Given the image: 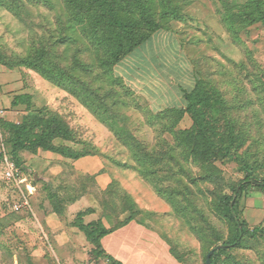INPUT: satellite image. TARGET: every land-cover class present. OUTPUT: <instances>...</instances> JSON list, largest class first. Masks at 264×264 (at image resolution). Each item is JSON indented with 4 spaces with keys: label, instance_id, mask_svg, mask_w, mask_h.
Here are the masks:
<instances>
[{
    "label": "rangeland",
    "instance_id": "rangeland-1",
    "mask_svg": "<svg viewBox=\"0 0 264 264\" xmlns=\"http://www.w3.org/2000/svg\"><path fill=\"white\" fill-rule=\"evenodd\" d=\"M245 1L225 0L230 4ZM54 4L55 10H50L43 3L28 4L21 15L22 19L0 6V48L9 56L18 58L41 43L43 37L47 38L52 34V41L56 40L61 30H58L60 24L56 22L54 14L60 12L61 4ZM226 9L228 7L225 6L224 0H195L184 9L185 17L173 23L171 31L154 34L147 43L130 55L132 58L126 59L115 68L114 75L120 76L132 91L139 94V102L154 110L181 99L182 88H189L197 77H203L211 84L214 82L229 102L230 112L244 123L249 135L247 145L261 163V177L264 178V111L252 90L250 80L245 77V72L240 73L235 66L242 64L246 58H252L264 78V27L260 23L246 27L240 32L241 40L237 43L221 21ZM75 46L82 49L84 47L81 42ZM51 48L57 61L70 64L76 60L92 66L89 54L84 51L67 52L64 46L56 43ZM94 72L97 73L98 69H94ZM112 86L113 91H117L129 103L116 106L118 113L124 116L121 124L126 125L133 135L145 142L150 150L158 151L160 145L158 146L156 138L160 133L157 134L154 128L145 122L142 112L130 104L134 100L133 95L125 96L119 85ZM15 93L33 95V109L26 112L22 107L14 108L11 101ZM39 106H47L68 122L78 142L75 140L76 142L65 143L78 149L89 145L92 147L91 154L79 160H72L43 150L37 153L20 152L21 166L32 168L46 179V183L41 182L42 179L35 181L33 174L22 171V175L26 176L30 183L29 191L24 186L22 189L26 190L27 194L30 193L29 207L19 209V218L9 221L0 232V264H110L103 257L94 258L91 253L92 244L79 227L72 223L79 212L90 207H94L98 213L84 216L85 222L105 215L102 199L108 198L104 190L112 181L117 182L119 192L129 193L138 207L146 213L143 214L142 220L151 229L166 235L179 246L180 251L186 253L188 264H204L200 243L190 233L183 218L175 212L173 202L159 196L152 185L134 170L135 163L129 150L107 125L100 122L75 97L45 79L37 71L23 65L8 68L0 64L2 120L19 124L24 115L34 116L35 107ZM191 125L192 120L186 115L178 128L185 129ZM165 137L169 146H175L172 134L165 133ZM5 138L0 125L2 153L1 140ZM10 149L7 151L10 152ZM180 164L191 169L196 177H199V166L185 163L183 160ZM171 166L174 171L180 167L172 162ZM5 168V157H0V218L16 210L14 205L21 199L20 190L5 178ZM222 168L228 179H237L242 175L234 161L222 164ZM165 169L161 172L166 179L163 185L175 186L176 180L167 175L168 169ZM89 175L94 178L88 177ZM185 182L189 183V180L183 176V185ZM199 184L203 190L212 188L202 181ZM190 185L196 191L193 197L197 207L207 219L202 222L204 227H207L208 231L217 229L227 237L229 224L211 208L210 195L203 197L193 184ZM50 191L57 192L62 201L64 209L61 215L54 212L49 197ZM75 196H78V199L71 202L70 199ZM180 202L186 204L185 200ZM238 211L241 218L246 219L251 227L264 225V192L254 189L247 196H242ZM125 215L115 212L111 216V224L105 221L106 226H113ZM198 222L194 220V223ZM142 234L144 235L137 239L140 245L136 246L142 248L146 245L145 247L151 249L148 238L153 237L152 233L144 230ZM129 238L132 240L131 236ZM157 241L161 244L160 238L157 237ZM232 253L242 264H264V241L261 240L256 249H234ZM136 261L138 264L146 263H143L142 259ZM122 262L135 264L130 258L126 263ZM153 264H157V261H153Z\"/></svg>",
    "mask_w": 264,
    "mask_h": 264
},
{
    "label": "trees",
    "instance_id": "trees-1",
    "mask_svg": "<svg viewBox=\"0 0 264 264\" xmlns=\"http://www.w3.org/2000/svg\"><path fill=\"white\" fill-rule=\"evenodd\" d=\"M194 1L0 0V6L11 11L18 19H22L21 15L28 4L43 3L50 10H55L54 2L61 4L60 12L54 14L56 22L60 24L58 30H61L56 40L52 41V34L49 38L43 37L41 43L18 58L9 56L0 48V64L8 68L23 65L37 71L45 79L75 97L100 122L107 125L129 150L135 163L134 170L152 185L159 196L173 202L175 212L183 218L190 233L199 241L204 264H207V255L213 249L215 251L211 255L212 264H242L232 250H253L259 246L261 240L264 241V225L251 227L246 219L241 218L238 211L242 196H247L254 189L264 192L261 163L247 145L249 135L244 123L230 112V104L223 92L214 82L211 84L203 77L195 78V83L189 88H182L181 99L154 110L139 102V94L132 91L120 76L114 75L115 68L126 59L132 58L130 55L147 43L154 34L171 31L173 23L185 17L184 9ZM224 3L228 9L223 13L221 21L233 41L238 43L241 40L240 32L248 26L260 23L264 27V0H246L243 3L231 4L224 0ZM78 42L84 45L83 49L75 46ZM55 43L64 46L67 52L75 50L88 53L92 66L76 60L70 64L57 61L51 48ZM235 66L240 73L245 72V77L250 80L252 90L264 111V78L256 63L252 58H246L242 64ZM94 69H98V72L95 73ZM115 84L122 89L123 95H133L134 100L130 104L142 112L145 122L154 128L157 134L160 133L156 138L158 146L160 145L158 151L150 150L145 142L133 135L126 125L121 124L124 116L118 113L116 106L129 103L117 91H113L112 85ZM33 98L29 93H15L11 103L14 108L22 107L28 112L33 109ZM35 111L34 116L24 115L19 124L1 119L0 125L6 137L1 140V158L7 155L21 171L27 172V167L20 164L19 155L22 151L37 153L43 150L72 160H79L91 154L92 147L89 145L78 149L65 143L76 142V135L59 114L47 106L35 107ZM186 115L191 118L192 125L179 129L178 125ZM165 133L173 135L175 146H169ZM9 148L10 152L7 151ZM181 160L199 166V177H196L191 169L180 164ZM231 161L237 163V170L242 174L237 179H228L224 174L222 164ZM171 162L180 166L178 170L174 171ZM165 168L168 169L167 175L176 180L175 186L163 185L166 179L161 172L165 171ZM183 176L189 183L185 182L183 185ZM88 177L94 178L92 175ZM200 181L212 188L203 190ZM11 182L15 184L14 181ZM41 182L46 183L44 179ZM190 184H193L203 197L210 195L211 208L229 224L227 237L217 229L208 231L207 227H204L202 222L207 219L197 207L193 197L196 191ZM117 185L116 181H112L104 190L108 198L102 199L106 210L103 217L85 222L84 216L98 213L94 207H90L79 212L72 223L79 227L92 244L91 253L94 258H107L110 264L123 263L107 253L102 243L106 235L132 220L149 227L142 220L146 213L138 207L129 193L119 192ZM49 194L54 212L61 215L64 207L59 195L54 191ZM76 199L78 196L70 201L74 202ZM181 200H185L186 204H182ZM115 212L126 215L113 226H106L105 221L111 224V216ZM18 213L19 209H16L0 218V232L9 221L19 218ZM194 220L199 222L194 223ZM161 235L175 258L183 264H188L186 253L180 251L179 246L166 235Z\"/></svg>",
    "mask_w": 264,
    "mask_h": 264
},
{
    "label": "crops",
    "instance_id": "crops-1",
    "mask_svg": "<svg viewBox=\"0 0 264 264\" xmlns=\"http://www.w3.org/2000/svg\"><path fill=\"white\" fill-rule=\"evenodd\" d=\"M144 230L153 235L152 238H148L152 245L151 249L145 247L146 245L142 246V248L138 247L140 244H138L139 241H137V239L139 240L140 236L144 235L142 234V231ZM130 236L132 240H130ZM156 236L160 238L161 244L158 243ZM102 243L107 253L121 262L124 261L126 263L130 258L133 259L135 264H138L136 259H142L143 263L146 261L145 264H153V261H157V264H183L172 254L170 246L160 232L151 229L150 226L147 227L136 220H132L130 223L119 227L112 233L106 235L102 239ZM105 259L107 258H104V260Z\"/></svg>",
    "mask_w": 264,
    "mask_h": 264
},
{
    "label": "built area",
    "instance_id": "built-area-1",
    "mask_svg": "<svg viewBox=\"0 0 264 264\" xmlns=\"http://www.w3.org/2000/svg\"><path fill=\"white\" fill-rule=\"evenodd\" d=\"M1 114H0V120H1ZM5 172L4 176L9 181H14L16 186L19 188L21 192V199L15 203L14 207L15 209L25 208L29 207V196L30 193H26L23 189V186L27 188L29 191L30 189V183L28 182V179L26 176L22 175L21 169L17 166V164L10 159L7 155L5 156Z\"/></svg>",
    "mask_w": 264,
    "mask_h": 264
},
{
    "label": "water",
    "instance_id": "water-1",
    "mask_svg": "<svg viewBox=\"0 0 264 264\" xmlns=\"http://www.w3.org/2000/svg\"><path fill=\"white\" fill-rule=\"evenodd\" d=\"M26 170L28 171L29 174H33L35 179H45L43 176H39L38 173L34 172L32 168H26ZM46 180V179H45ZM221 247V246H218ZM215 251V249L211 250L208 255H207V264H212L211 262V255L212 253Z\"/></svg>",
    "mask_w": 264,
    "mask_h": 264
}]
</instances>
